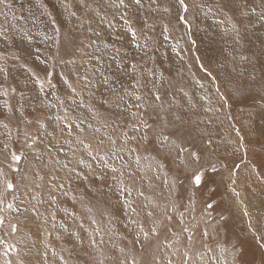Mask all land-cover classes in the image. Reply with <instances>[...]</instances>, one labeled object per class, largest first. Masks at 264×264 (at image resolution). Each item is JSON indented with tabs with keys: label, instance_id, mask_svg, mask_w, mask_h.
Here are the masks:
<instances>
[{
	"label": "rangeland",
	"instance_id": "374dc122",
	"mask_svg": "<svg viewBox=\"0 0 264 264\" xmlns=\"http://www.w3.org/2000/svg\"><path fill=\"white\" fill-rule=\"evenodd\" d=\"M0 264H264V0H0Z\"/></svg>",
	"mask_w": 264,
	"mask_h": 264
},
{
	"label": "snow or ice",
	"instance_id": "6c2138e0",
	"mask_svg": "<svg viewBox=\"0 0 264 264\" xmlns=\"http://www.w3.org/2000/svg\"><path fill=\"white\" fill-rule=\"evenodd\" d=\"M140 2H141V0H134V3L137 4V5H139ZM120 3L123 4L124 0H120ZM180 3L183 5L184 4V0H180ZM107 83H108V81L105 80V84H107ZM192 155L195 156L196 154L193 153ZM194 179L196 180L197 183L200 182V176L198 174L194 176ZM208 207H211V205H208Z\"/></svg>",
	"mask_w": 264,
	"mask_h": 264
}]
</instances>
